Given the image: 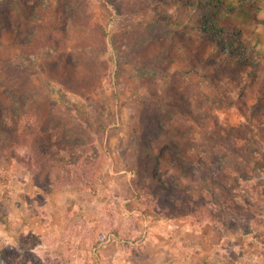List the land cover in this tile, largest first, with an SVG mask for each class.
<instances>
[{
	"label": "rangeland",
	"instance_id": "374dc122",
	"mask_svg": "<svg viewBox=\"0 0 264 264\" xmlns=\"http://www.w3.org/2000/svg\"><path fill=\"white\" fill-rule=\"evenodd\" d=\"M90 7L108 32L95 81L86 68L54 75L43 43L28 52L15 25L0 28V104L10 119L0 135V217L12 225L8 231L0 219V264H264V0H90ZM11 12L18 20V8ZM18 120L22 129L28 121L40 132L51 128L54 144L86 130L97 151L75 172L54 169L55 189L45 179L40 187L13 159L34 157L44 176L41 153L18 137ZM143 134L156 147L171 137L181 146L192 175L164 158L157 172L181 186L184 200L146 188L150 170H138ZM207 144L204 164L198 153ZM208 169L220 183H202ZM227 200L238 215L221 212Z\"/></svg>",
	"mask_w": 264,
	"mask_h": 264
},
{
	"label": "trees",
	"instance_id": "16d2710c",
	"mask_svg": "<svg viewBox=\"0 0 264 264\" xmlns=\"http://www.w3.org/2000/svg\"><path fill=\"white\" fill-rule=\"evenodd\" d=\"M31 12L25 14V8L32 6ZM15 6L18 8L20 15L18 20H14V16L11 14L12 7ZM56 6V7H54ZM2 15H6V18H3ZM30 22L31 27H28L23 20ZM11 22V23H10ZM10 23V24H9ZM16 23V24H15ZM16 26L14 33L16 40L20 42V45L26 49L28 52H35L39 50L40 45L43 43L46 47L44 50L45 55H48L50 65V71L56 75V70L70 69V71L77 72L81 68H86L90 71L91 75H88L91 81H95L98 77L99 72L104 67L106 63V53L109 52V47H106V39L108 41V32L104 29V26L101 22L97 21L95 15L92 14L90 7V0H42L40 2L32 1L29 4H23L19 0H0V28L7 29L9 26ZM27 27L26 30L23 27ZM140 36H145V30L140 31ZM152 35L154 30L151 31ZM28 36L29 40H22L23 36ZM150 37V36H149ZM45 41V42H44ZM105 45V46H104ZM108 45V44H107ZM38 55L36 54V57ZM105 69V68H104ZM0 135L8 134L5 129V123L9 122L10 119L7 118V109L0 104ZM149 124L154 123V119H147ZM146 120V121H147ZM24 128H21V125L18 120V137L23 135L27 136L28 141H32L34 145V151L40 152L41 156L38 158L37 166L38 170H42L45 174L43 179L34 171V157H30L27 163L21 158L14 155L13 159L17 163L22 164L29 171L30 175L33 177L36 185L42 187V180H46L47 184L52 187V190L55 189L60 182L58 179L57 182L52 180V171L54 169H62L67 172L73 171V167L82 165L86 161L87 156L91 157V153L94 154V151H97L96 146L94 148H89L90 141L87 140L85 131L81 132L80 136H77L72 141L64 139L59 144H54L52 140L53 134L51 128H42L40 132L38 129H33V124L29 121L25 122ZM145 125V124H144ZM146 129H149V126H145ZM21 132V133H20ZM47 135V136H46ZM9 136V135H8ZM48 137V138H47ZM85 137V138H84ZM153 138L148 134H143L140 136L137 147L140 149L139 159L143 158V162L138 167L139 174L146 173L150 170L146 183V188L152 190L156 195H162L163 193L167 195H174L180 200H184V197L181 196V186L175 184H168L167 180L164 177V174H158V167L164 158L168 165L178 169L180 175L184 177L191 176L189 171L192 165L186 164L181 159L182 149L175 138L171 137L165 141L160 146H155L153 144ZM52 144L59 150L54 149L50 150L45 145ZM73 143V145L69 144ZM209 144L206 148H203L202 151L198 153L199 158L205 164L210 160V152L208 150ZM49 147H51L49 145ZM171 148L172 151H171ZM78 151V152H77ZM60 152L66 153L61 155ZM78 153V154H76ZM74 158L78 156L75 161H72L68 156ZM67 157V158H66ZM86 163V162H85ZM148 169V170H147ZM75 172V171H73ZM212 169L202 172V183L206 187L211 186L214 183H220L218 177H214ZM87 175V173H85ZM84 175V176H85ZM139 176V175H138ZM150 179H157L155 182H150ZM77 178L72 179V185L77 182ZM207 191V190H206ZM166 204L172 206L169 200L165 201ZM248 203V202H246ZM252 204L249 202V205ZM221 212H231L233 215L234 210L230 205V202L227 200L226 205L224 206ZM210 215L217 217L216 212L213 210L209 211ZM1 221L5 224L6 230H11V223L8 216L0 217ZM0 261H3L2 257Z\"/></svg>",
	"mask_w": 264,
	"mask_h": 264
}]
</instances>
